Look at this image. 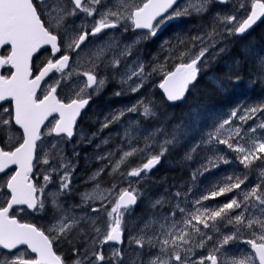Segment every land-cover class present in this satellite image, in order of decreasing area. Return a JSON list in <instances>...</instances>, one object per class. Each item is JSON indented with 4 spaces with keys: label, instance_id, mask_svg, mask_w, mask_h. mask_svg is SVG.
Here are the masks:
<instances>
[{
    "label": "snow or ice",
    "instance_id": "6c2138e0",
    "mask_svg": "<svg viewBox=\"0 0 264 264\" xmlns=\"http://www.w3.org/2000/svg\"><path fill=\"white\" fill-rule=\"evenodd\" d=\"M215 2L223 4L228 0ZM212 3L213 0H186L184 6L173 8L177 0H113L112 4H108L107 0H39L38 3L36 0H0V48L7 47V53L0 55V69L7 67L8 70V74H0V102H3L0 103V135H5L2 143L9 149L0 147V173L15 166V171L0 182V188L7 189V193L0 194L3 197L0 201V264H65L53 249L54 243L60 241L72 246L76 256L73 264H104L106 259L111 264H124L121 249H114L110 258L93 249L97 243H120L124 231L136 229V224L128 218L145 193L134 187L129 178H137L135 182L138 184L142 173L149 172L159 164L169 146L179 143L181 136L198 123L199 109L193 107L188 123L176 124L170 133L163 126L153 129L144 136L143 148L132 147V141L138 139L139 135L138 130L132 127L136 122H130L122 136L123 140H128L129 150L120 147L118 150L122 154L115 162L112 157L117 150L96 156L98 161L107 160L108 163L89 177L93 188L80 193L79 204L66 206L63 199L73 192L71 176L75 164L63 155L60 145L64 137L70 139L74 136L77 118L92 97L103 90L110 69L115 78L117 70L124 64L125 70L120 74L118 83L127 86L132 93L139 92L153 74L163 71L164 66L159 61L150 72L139 57L127 63L141 39L155 37L163 25L175 18L203 15ZM246 7V0H239V9ZM81 13L85 19L80 24L67 23L69 18L78 17ZM262 17L264 0H251L246 18H238L236 13H217L206 34L165 40L161 44V49L168 53L165 60L178 58L181 61L174 71L164 74L158 85L166 100L175 103L185 99L190 86H194L202 69L210 63L209 55L215 59L226 50H216L225 38L224 33L228 36L244 34ZM87 18H92L93 23L89 24ZM120 27L125 32L129 27L133 31H147L141 32L132 43L124 44L113 34L94 47L87 46L89 37L99 38L101 34H106L105 30ZM189 40L190 45L185 47ZM45 46H50L51 54L47 62L35 66L34 71V55ZM257 65L260 73L258 78H264V57L258 58ZM73 77L76 80L67 89L65 100L61 92L66 82ZM213 79L217 86L221 85L222 82ZM122 94L119 91L115 93L116 96ZM3 104L9 106L4 107ZM126 112H139L144 119L155 118L157 104L154 100L141 98L131 107L112 113L110 119L106 117L101 130L119 122ZM257 113H264V103L248 106L242 110V114L239 109H233L226 119L219 121L214 130L206 134V138L202 137L186 153L185 159L191 160L192 153L201 145L211 149L214 155L209 156L202 165L203 171H209L217 168L221 162L230 163L214 147L217 143L226 145L237 154L236 160L244 171L233 172L217 181L207 195L193 202L191 209L177 203L168 215H150L129 239L141 250L147 248L150 258L144 261L141 251L130 264H255L257 260L258 264H264V136L254 135L257 129H264V120L247 132L242 128ZM50 117L52 120H49ZM234 119H239L241 125L233 126ZM14 125L18 126L17 130H13ZM248 133L253 135L249 136ZM96 135L93 133L92 137H87L81 132L78 143H83L85 139L91 143ZM160 135L164 139L158 142ZM51 136L60 139L45 144L42 138ZM103 143L107 144L108 140L105 139ZM157 143L159 153L150 154L141 166L131 168L126 173L122 170L121 166L126 165L129 158L151 153ZM57 160L58 166L50 164V161ZM37 164L49 165L43 171V184L33 182L31 174ZM106 170L109 177L116 181L111 186H104L99 180ZM253 171H258L259 182L249 189L246 181ZM54 175L59 176V186L49 192L47 186L52 183ZM124 181L128 182V186L120 187ZM242 185L245 187L242 188ZM236 190H239L238 194H235ZM228 193L234 194L222 205L209 207L203 203ZM175 195L179 197L180 193ZM97 203V207L92 206ZM165 203L163 197L149 199L153 209L158 206L163 208ZM20 205L33 212H44L50 205L53 216L47 229L49 234L34 224L21 223L14 214V206ZM89 207L91 213L106 214V233L99 225V215L93 216L87 211L78 215L75 211ZM236 209L241 211L235 213ZM225 221L234 231L220 238L217 225ZM81 225H87V229ZM245 230L251 233L252 238L244 242L255 255H230L225 246L240 239ZM73 232L77 233L75 240L71 238ZM90 232L95 234L91 237V246L81 251L76 241L83 238L88 245ZM213 232L215 237L210 234ZM101 235L102 240L99 239ZM209 242L214 243L208 255H200L194 260L195 250L206 248ZM20 246L26 247L22 249ZM152 249L158 251L152 254Z\"/></svg>",
    "mask_w": 264,
    "mask_h": 264
},
{
    "label": "rangeland",
    "instance_id": "374dc122",
    "mask_svg": "<svg viewBox=\"0 0 264 264\" xmlns=\"http://www.w3.org/2000/svg\"><path fill=\"white\" fill-rule=\"evenodd\" d=\"M112 2H113V0H107V3L108 4H112ZM186 3V0H182L178 5H177V7H182V6H184V4ZM250 3H251V0H246V5H247V7H246V9H239V0H230V3H227L226 4V6H225V8H219V7H217V6H215L213 3L211 4V6L209 7V9H208V11L209 10H214V11H216L213 15H211L212 13H210V14H208V16H207V19H206V21L205 22H200V24H199V26H197V29H198V33L196 34V35H198V34H206L207 33V31H209L210 29H211V27H212V25H213V22H214V17L216 16V14L217 13H220L221 15H228V14H233V13H236L237 15H238V18H242V16H243V13H245V11L247 10V8H249L250 7ZM176 7V8H177ZM207 11V12H208ZM207 12H205V13H207ZM191 16H196V14H193V15H191ZM190 16V17H191ZM182 17H185V16H182ZM182 17H179V18H175V21H178L180 18H182ZM186 17H189V16H186ZM209 17H211V19L209 18ZM80 18H84L85 19V16H84V14L83 13H81L80 14ZM96 18H98V16L96 17ZM69 20H70V22H69V24H72V22L71 21H73V22H76V24L78 25L79 23V21H76V19H74V17H71V18H69ZM174 20V19H173ZM173 20H171V21H173ZM183 20V19H182ZM208 21H210V22H208ZM89 24H91V23H93V19H91V21L90 22H88ZM209 23H210V25H209ZM202 24V25H201ZM203 26H204V28H203ZM122 28V27H121ZM202 28H203V30H202ZM200 29V30H199ZM115 32H110L109 31V33L108 34H105V35H102V36H100L99 38H97V39H95L93 42H91V43H89L87 46L88 47H94L96 44H98V43H100L101 41H103V40H105V39H107L108 38V36H111V35H113ZM121 34V35H120ZM224 34H227V33H224ZM132 35H134L133 33H130V35H127L126 33H125V31H124V29L122 28L121 29V31L118 33V34H115V36L116 37H118V36H120V37H118L119 38V40L122 42V43H124V44H128V43H132L133 41H135V40H137V37H135V38H133V36ZM178 35H171V34H169L167 37H165V36H160L158 39H156V38H154V37H152V38H149V39H142V40H145V43L147 44V43H151L152 45H153V49L155 50V47L159 50L158 52H150L147 48V50L145 49H143V48H141L146 54H147V57H146V59L144 58V59H141L145 64H146V70L147 71H151V66H153V65H155L157 62H153L152 61V59H157V58H159V63H161V64H163V66H164V68H163V71H158L157 73H155V74H153V76H152V78L145 84V85H147V87L145 88L146 90H149V91H153V89L151 88L152 86H154V85H156L157 83H159V79L161 78V76L162 75H164V73L166 72V66L165 65H167L168 66V64H169V62H168V60L166 61L165 60V56H167L168 55V53H167V51H165V50H162L161 49V44L164 42V40H169V41H171V40H174L176 37H177ZM195 36V35H194ZM122 37V38H121ZM127 37V38H126ZM181 37H183L182 35H181ZM132 38V39H131ZM126 39H127V41H126ZM130 39V40H129ZM161 40V41H160ZM163 40V41H162ZM129 41V42H128ZM141 41V40H140ZM156 41V42H155ZM160 43V44H159ZM156 44V45H155ZM190 45V44H189ZM188 45V46H189ZM248 50H251V49H248ZM137 52V53H136ZM241 52H242V50H241ZM150 54V55H149ZM136 56V57H135ZM138 57V49L137 48H135V50H134V52H133V54L129 57V59H128V61H127V63H131V61L132 60H134V59H136ZM152 57H154V58H152ZM262 57H264V53L262 54ZM75 59V58H74ZM171 59H178V58H171ZM168 62V63H167ZM151 63V64H150ZM123 67H124V64H121V66L119 67V69L117 70V72H116V74L117 75H115V78H113V73H112V70L110 69L109 71H108V82L109 83H111V84H117L118 86H119V88H118V90L117 91H112V92H110L109 94H106L105 95V98L104 99H108L109 98V96L110 97H115L116 95L114 94V93H116V92H118L119 91V89H120V91L119 92H122V93H124V94H122L121 96H120V98H131V99H134L133 97H130V93H131V91H129L128 90V88H127V86H121L119 83H118V80H119V76H120V74L122 73V72H124V70H125V68L123 69ZM204 69H206V67H204L202 70H204ZM110 72V73H109ZM102 74V73H101ZM74 79H76L75 77H73L72 78V80H74ZM83 79V78H82ZM111 80V81H110ZM116 81V82H115ZM107 82V83H108ZM115 82V83H114ZM262 83L264 84V78H262ZM72 86H67V84L64 86V91H62L61 92V95L62 96H67L65 93L67 92V89H70ZM106 87V86H105ZM104 87V88H105ZM123 88V89H122ZM122 89V90H121ZM126 91H127V93H126ZM115 95V96H114ZM142 95V97L141 96H138L139 97V99H141V98H146V96H144V94H141ZM116 97H118L119 98V96H116ZM141 97V98H140ZM261 97H262V99H264V89L262 90V92H261ZM99 98H100V95H99ZM144 98V99H145ZM136 99V98H135ZM138 99V98H137ZM262 102H264V100L262 101ZM105 103H103V104H100V105H104ZM123 105H124V107H122L121 109H126V108H129V107H131L133 104H136V103H133V102H125V103H122ZM256 104H260L259 103V101L257 102V103H248L247 105H256ZM248 107V106H247ZM244 108H246V106H244L243 108H239V110L241 111V114H242V110L244 109ZM232 111V110H231ZM231 111H229L228 113H227V116L225 117V118H221L219 121H221L222 119H226L229 115H230V113H231ZM137 118H140V113L139 112H136V113H130V112H126L125 113V115L123 116V117H121V120L119 121V122H116V123H113V126H114V131L111 129V125L108 127V128H104L103 130H100V132H99V134L98 135H96L95 136V139H97V138H99L98 139V141H97V143H90V144H88V145H84L83 144V147H90L91 149H93V150H96V149H98L97 148V145H103L104 143H103V141L105 140V139H107V138H111V139H114L115 141H116V143H114L113 144V148L112 149H110V150H117L116 151V155L114 156V157H112V160H113V162H115V160H117V159H119V157H120V155L122 154L118 149L120 148V147H122L125 151H127V150H129V142H128V140H123L122 139V136H123V133H124V129L125 128H128L129 126H130V122H136V123H138L137 121H136V119ZM260 120H264V113H257V116L256 117H254L252 120H249V121H247V123H245V124H243L242 125V128L245 126V125H247L248 123H249V125H252L251 127H254L255 126V124H257V123H259L260 122ZM218 121V122H219ZM105 122V120H103L102 121V123H101V126H100V128L102 127V124ZM217 122V123H218ZM133 124L132 125V127L134 128V129H137L138 130V135H139V138L138 139H143L144 140V136H146L147 134H141V130H143V129H141L140 128V126H138L137 124ZM241 125V122L239 121V119H234V122H233V126H240ZM227 127V126H226ZM250 127V128H251ZM214 130V127L210 130V131H213ZM245 132H247V128H244L243 129ZM210 131H208V132H210ZM207 132V133H208ZM248 135L250 136V135H253L252 133H248ZM254 135H256V136H264V129H257V132L254 134ZM51 138V137H50ZM49 138V140H45L44 141V143L45 144H50V142H52L54 139H50ZM205 138H206V136H205ZM138 139H134L133 141H132V147H138L139 148V146L137 145V140ZM164 139V136L163 135H160L159 136V138H158V142L159 141H162ZM66 141V140H65ZM65 141L60 145V147L63 149V155L68 159V160H70V161H72V163L73 164H75V167L77 166L76 165V163H75V161L74 160H72V159H70V157L67 155V151H68V146H67V144L65 143ZM190 147V146H189ZM214 147H215V149L218 151V154H221V155H223L224 153L226 154V153H233V154H236L235 152H232L230 149H228V147L226 146V145H220V144H215L214 145ZM159 149H160V147H158ZM191 148V147H190ZM190 148H188V149H190ZM204 149V147L201 149V150H203ZM152 151V150H151ZM204 151V150H203ZM205 152H206V155H207V158L209 157V156H212V155H214V153H213V151L211 150V149H209L207 146H206V150H205ZM147 154H150V153H148V152H146ZM74 154V153H73ZM102 154H104V153H102ZM148 157H149V155H148ZM146 161H147V159H146ZM100 162V163H99ZM52 163H55V164H57V166H58V163H59V161L57 160V161H50V164H52ZM99 163V164H98ZM108 163V161L107 160H105V161H98L97 159H96V168L93 170V172H95L99 167H101L103 164H107ZM239 162L235 159V161H234V166H235V168H237L238 170H240V172H243L244 171V169H243V166L242 165H240V164H238ZM257 164H259V162H257ZM38 166H41V168L40 169H38V171H37V175H38V184H43L44 183V181H43V171L44 170H46L48 167H49V165H43V164H37V166L36 167H38ZM110 170V169H109ZM92 172V173H93ZM106 172V174L108 175V170H106L105 171ZM213 172H214V170H212V173L209 175V177H211L212 176V174H213ZM92 173L89 175V177L92 175ZM202 174H200V173H197L196 175V177L194 178V180H193V182H191L189 185V187H187V188H182L180 191H179V193H180V196L179 197H177L176 195H175V193H172V194H170L169 195V193H166L165 194V196H160V197H163L164 199H165V201H166V203H165V205L163 206V208H162V210H158V211H155L154 213L153 212H151L148 216H145L144 218H140V219H137L136 217H135V213L136 212H138V210L136 209V210H133V212H132V214H131V217L130 218H128V219H130L132 222H134L135 224H136V229H134V230H126V231H124V236H125V240H124V243L121 245V246H119V247H113V246H111V245H109V244H99V243H97L96 245H95V247H94V251H97V252H102V254L106 257V258H110L111 257V255H112V252H113V250L114 249H121L122 250V253H123V257H124V264H130V262L132 261V260H134L135 258H136V255H137V253L138 252H141V251H143V256H142V259L144 260V261H147L149 258H150V256H149V250L147 249V248H145V249H143V250H141L135 243H130L129 242V239H130V237L131 236H133V235H135L136 234V230L137 229H139V227H141L142 225H143V223H144V221L145 220H147L148 218H149V216L150 215H153V214H156V215H160L161 213L163 214V215H168L170 212H171V210H172V207L175 205V204H177V203H179L182 207H184V206H186V207H188L189 209H191L192 208V205H193V202L194 201H196V200H198V198H195L194 197V195H193V190H194V187L196 188V187H198L197 185H195L196 183H198V178L199 177H201V176H203L204 174L203 173H207L206 171L205 172H201ZM63 173L61 172L60 173V175H62ZM144 174H146V173H142V176L144 175ZM253 174H254V171H253ZM109 176V175H108ZM254 180L253 181H251V182H246V185H247V187L250 189L251 187H253L256 183H258L259 181H258V173L257 174H254ZM208 177V178H209ZM75 178H77L76 177V175H75V169H74V171H73V173H72V176H71V181H72V188H75L76 187V190L77 191H73L72 192V194L71 195H69V196H66V197H64L63 199H64V201L66 202V206L67 205H73V204H79L80 203V193H83V192H85V191H89V190H91L92 188H93V182H90L89 180H88V185H85V186H79V185H83V182L82 181H76L75 183H73V181L75 180ZM110 178H112V179H114L113 177H110ZM132 182H133V186L134 187H137L138 186V184L135 182L136 180H137V178H129ZM103 181H107V179L105 178ZM1 182V181H0ZM114 182H116L115 180H111V181H109L108 182V184L107 185H105L104 184V186H111V184L112 183H114ZM58 186H59V176L58 175H54L53 176V181H52V183H50V184H48V186H47V191H49V192H51V191H53V190H55L56 188H58ZM128 186V182L127 181H124V182H122L121 184H120V187H127ZM243 187H245L244 185H242V188ZM138 188V187H137ZM119 189H117V191H118ZM142 192H144V193H146V191H144L143 189H140ZM79 191H80V193H79ZM199 192H201L200 190H198L197 191V193H199ZM238 192H239V190H236V192H235V194H238ZM209 192H207V193H205V194H203V195H207ZM234 193H228V194H226L225 196H222V198L221 199H219L220 197H218V198H215V199H212V200H209V201H207V202H203L205 205H207V206H209V207H215V206H218V205H222L223 203H225V202H227L231 197H232V195H233ZM202 195V196H203ZM169 196V197H168ZM201 196V197H202ZM143 197V196H142ZM159 197V198H160ZM200 197V198H201ZM199 198V199H200ZM241 199H242V197H240ZM141 199V198H140ZM141 202L142 203H144V201L143 200H141ZM93 207H97L98 206V203L97 204H94V205H92ZM157 208H159V206L157 207ZM76 212H77V214L79 215V214H83V212H85V211H87V212H89V214L90 215H93V216H96V215H99V217H100V219H99V225L100 226H102L103 228H104V231H105V233H106V221H107V217H106V214H104V213H99V214H97V213H91V211H90V207L89 208H85V209H76L75 210ZM239 211H241L240 209H236L235 210V213H238ZM234 213V214H235ZM35 216L39 219V221H40V224L42 225V226H44V230L47 232V229L49 228V226H50V224H51V221H52V216H53V210H52V208H51V206L49 205L47 208H46V210L44 211V212H36L35 213ZM180 217H179V213H177V219H179ZM87 226V225H86ZM86 226H83L85 229H87V227ZM201 227H203L202 225H201ZM217 227L220 229V238H222V236H223V234H230L232 231H234V229L231 227V226H229V225H227V223H226V221L225 222H223V223H220V224H218L217 225ZM205 231H208V230H205ZM48 234V233H47ZM90 235H89V241H88V245H83V246H81V251H83V249L86 247V246H91V237L93 236V235H95L94 233H89ZM210 234H212L214 237L216 236V234L213 232V233H210ZM252 237L251 236V233L250 232H248V231H244L243 232V234L240 236V239H238V240H235V241H233V242H230V244L229 245H227V246H225V248L228 250V253L230 254V255H232V254H235V255H237V256H239V255H241L242 253H247V254H251V255H253L250 251H249V249L246 247V246H243V243H242V241H243V239H246L245 237ZM99 239L100 240H102L103 239V235H101L100 237H99ZM213 243L214 242H209L208 243V245H207V247L206 248H204V249H196L195 251H196V255L195 256H193V259L195 260V259H198L199 258V256L200 255H203V256H207L208 255V251H209V249H211L212 247H213ZM156 251H158L157 249H152L151 250V252H152V254H155L156 253ZM76 259V256H75V258H71V260L69 261V262H66V264H73V261ZM92 259L94 260V257H92ZM104 264H111V261L109 260V259H106V261L104 262ZM209 264H210V262H209ZM255 264H257L256 263V261H255Z\"/></svg>",
    "mask_w": 264,
    "mask_h": 264
},
{
    "label": "trees",
    "instance_id": "16d2710c",
    "mask_svg": "<svg viewBox=\"0 0 264 264\" xmlns=\"http://www.w3.org/2000/svg\"><path fill=\"white\" fill-rule=\"evenodd\" d=\"M200 17H199L200 20H198L197 25H199L198 24L199 22H203L204 20H206V18L204 19V17H203V19H202ZM263 31H264V19L248 35L251 37L253 36L252 38L255 42L253 46L255 47L256 45H258L259 46V49H258L259 52H261V50L264 49L263 48V46H264V42H263L264 41V32ZM225 35H227V34H224V36ZM248 36H245L242 38L230 36L231 39L230 38L224 39L219 43V46L217 47L216 50H218L219 47L225 48L226 50L224 51V53H221L222 56L219 55L220 57L217 56L215 59H211L212 57H211V55H209L208 58H209V60L210 59L211 60H210V63L208 64V66L206 67L207 69H205L201 72L200 75H202V77L196 82V84L193 87L190 88V90L188 91L187 96L183 102L171 106V105L164 103V101L161 100L158 96H155V97H157L158 101L160 100L159 102L157 101V103H156V104H158L157 105V113H158V111H161V110H162V112H168L169 111L166 118L164 116H162L163 121H162L160 116H159L160 119L158 117L145 119V120H144V117L141 118L142 122H144L148 126L154 125L156 128L161 127V126H163V127L165 126V129L168 130V132H171L173 127L176 124H179L181 122H183L185 124L188 123V121L190 119L189 113L192 111L193 107H197L200 111V118H199L198 123L192 125V127L181 136L182 139L180 138L181 140L179 141V143H177L176 145H170V147L168 148V151L162 157L164 160L158 166H156L154 169H152L149 172L150 175L146 178L145 182H142V183L140 182L141 185L140 184L138 185L139 188L145 189L146 192L147 191L151 192L153 190L151 192L152 195L150 194L151 196H147L145 198L150 199L154 195H162V194H163L162 196H165L164 194L168 193L166 190H170V188H173L174 186H179V183L181 184L183 181H188L191 178V175L194 174L195 172H196L195 174H197L198 172L200 173V171L202 169L201 166L203 165V163H202L203 158H204V152H203V150H201V146L199 148H197L196 152H194V154L192 155V158H194V160L193 159L192 160L185 159L186 153L190 152V150L193 147L192 144L200 142L201 138L204 137V135H205L204 132L210 126H212L213 124L216 123L219 116H224V114H226L230 110L234 109L235 107H241V106L244 107L245 105L247 106L248 103H257L259 100H262L261 92L264 89V87L262 86L261 78H258L260 76V73H259V69H258V65H257V60L254 57L255 54H253V59H251L249 57V55H252V54H248V52H246L245 50H243L242 52H239L242 50L239 46L250 45L247 42V40H251V39H249ZM185 37L190 38V32L189 31H187L185 33ZM186 46L187 45H185V47ZM181 50H183V49H181ZM246 54H247V56H246ZM223 55L226 59L223 58ZM225 55H228V56H225ZM219 58H220V62H218ZM169 61L172 62V61H174V59H170ZM216 62L221 63V64H219V66H215L218 64ZM169 64H168V66H171ZM225 64H227V65H225ZM165 66L168 67L167 65H165ZM209 66H210V68H209ZM211 68H214V71ZM206 70H209V71L212 70V71L207 72ZM237 73H239V74H237ZM243 73H244V75H243ZM211 74H213V75H211ZM225 75H226V77H225ZM207 77H209L211 79L208 80ZM237 77H239L238 81L236 80ZM213 78H215V80H217V81H221L222 82L221 85L217 86V84ZM161 101H163L162 102L163 104L161 103ZM93 105H94V103H93ZM164 108H167V109L163 110ZM171 109L173 111L176 110L175 113L174 112L171 113ZM170 113H171L172 117L171 116L169 117ZM183 117L185 120H183ZM154 119H156L157 123L154 121ZM167 119H168V121L166 122L165 120H167ZM158 121L160 123H158ZM171 126H172V129L170 128ZM152 130L153 129L148 130L146 134L151 133ZM1 138H2V136H1ZM137 142H138V140H137ZM141 142L142 141L140 139V143ZM144 143L145 142L143 141L142 142L143 146L142 145L140 146V144H139L138 145L139 148H143ZM158 147H159V143H157V145H156V148H158ZM188 148H190V149H188ZM152 149H155V146ZM153 154H157V153H153ZM138 156L141 157V159H142L141 155L138 154ZM172 156H173V159H172ZM164 157H166V158H164ZM132 158L133 157H131L130 160H132ZM195 158L197 159V161ZM141 159H136V160L131 161L130 168L136 167L139 164ZM165 159L169 160L170 162L172 161L174 164L172 162H171L172 165H168L167 163L165 164V161H166ZM193 162H195L196 164H194ZM195 165H196V167H195ZM183 168L185 171L182 170ZM194 169H195V172H194ZM163 176H165L166 178ZM196 176L197 175H195V177ZM157 178H159V179H157ZM176 181H177V183H176ZM162 183H163V185H162ZM201 183H202V180H201ZM155 184L157 185L156 187H155ZM161 187H163L162 189H164V190H162ZM149 189H151V191ZM159 191L160 192L163 191L162 194L159 193ZM149 192H147L148 195H149ZM172 193L173 192H170V194H172ZM193 195L195 198L198 197L196 191H193ZM141 210H142V207H141ZM139 214H141V213L136 212V216L138 218H141L140 217L141 215L139 216ZM76 235H77V233L73 232L71 238L75 240ZM76 243H77V246L79 249H81V246L85 245L83 238H80L79 240H77ZM58 251L61 252L66 259H69L72 257V253H73L72 246L69 245L65 241H60Z\"/></svg>",
    "mask_w": 264,
    "mask_h": 264
},
{
    "label": "bare ground",
    "instance_id": "6f19581e",
    "mask_svg": "<svg viewBox=\"0 0 264 264\" xmlns=\"http://www.w3.org/2000/svg\"><path fill=\"white\" fill-rule=\"evenodd\" d=\"M216 11H214V10H209L207 13H204L203 15H196V16H189V17H182V18H180L179 19V22H178V24L176 25V26H174V27H171L170 29H168L167 30V32L164 34V35H162V36H165V37H167L169 34H171V35H178V36H183V37H185V33L187 32V31H189L190 32V37L191 36H194V35H196L197 33H198V29H196L197 28V26H199V25H197V22H198V20H200L199 19V17L200 18H202L203 19V17H204V19L206 18L207 19V16H208V14H210V13H212L211 15H213L214 13H215ZM210 19H211V17H209ZM183 19V20H182ZM202 21V20H201ZM206 20H204L203 22H205ZM208 22H210V21H208ZM198 24H200V22L198 23ZM202 25V24H201ZM209 25H210V23H209ZM123 28V27H122ZM203 28H204V26H203ZM203 28H202V30H203ZM200 30V29H199ZM131 31V30H130ZM132 32V31H131ZM259 32V31H258ZM264 32V31H263ZM128 34V33H127ZM121 35V34H120ZM118 37H120V36H118ZM253 37V36H252ZM122 38V37H121ZM127 38V37H126ZM158 39V38H157ZM229 39V38H228ZM231 39V38H230ZM106 40V39H105ZM130 40V39H129ZM142 40V39H141ZM126 41H127V39H126ZM161 41V40H160ZM163 41V40H162ZM165 41V40H164ZM230 41V40H229ZM235 41V40H234ZM248 41V40H247ZM129 42V41H128ZM156 42V41H155ZM264 42V41H263ZM145 43V42H144ZM246 43V42H245ZM146 44V43H145ZM160 44V43H159ZM190 44V41H189V43L188 44H186L187 46ZM139 45L140 44H137L136 46H138L139 47ZM156 45V44H155ZM228 45V44H227ZM143 46V45H142ZM186 46V47H187ZM144 47V46H143ZM142 47V48H143ZM225 47V46H224ZM140 48V47H139ZM148 49L150 52H157V51H159L156 47H155V50L153 49V45L151 44V43H147V47H145V48H143L144 50L145 49ZM220 48V47H219ZM229 48V47H228ZM263 48H264V46H263ZM146 49V50H147ZM258 49H259V46L257 45V46H255V47H253V49H252V53L251 52H248V51H246V52H248V54H255L254 55V57L256 58V60L258 61V58L259 57H262V54H263V52H259L258 51ZM228 50V49H227ZM241 50V49H240ZM261 50V49H260ZM263 50V49H262ZM261 50V51H262ZM243 51V50H242ZM239 52H241V51H239ZM245 52V53H246ZM137 53V52H136ZM224 53V52H223ZM244 53V52H243ZM228 54V53H227ZM230 54V53H229ZM150 55V54H149ZM244 55V54H243ZM242 55V56H243ZM220 56H222V54H220ZM219 56V57H220ZM225 56H228V55H225ZM231 56V55H230ZM241 56V57H242ZM246 56H247V54H246ZM136 57V56H135ZM245 57V56H244ZM243 57V58H244ZM152 58H154V57H152ZM223 58H225L224 57V55H223ZM171 58H169V59H167L168 60V62L171 64L172 62H170L169 60H170ZM212 59V58H211ZM210 59V60H211ZM226 59V58H225ZM236 59V58H235ZM246 59V58H245ZM159 60V58H155V59H152V61L153 62H157ZM166 60V61H167ZM223 60V59H222ZM234 60V59H233ZM225 61V60H224ZM223 61V62H224ZM218 62H220V58L218 59ZM218 62H216V63H218ZM215 63V64H216ZM227 63V62H226ZM151 64V63H150ZM169 64V65H170ZM219 64H221V63H218L217 65H215V66H219ZM214 65V64H213ZM225 65H227V64H225ZM214 66V67H215ZM224 66V65H223ZM152 67V66H151ZM241 67V66H240ZM209 68H210V66H209ZM123 69H124V67H123ZM207 69V68H206ZM211 69H213V71H214V68H211ZM224 69V68H223ZM228 69V68H227ZM234 69V68H233ZM205 70V69H204ZM219 70V69H218ZM246 70V69H245ZM203 71V70H202ZM201 71V72H202ZM207 72L209 71V70H206ZM210 71H212V70H210ZM209 71V72H210ZM237 71V70H236ZM201 72H200V74H201ZM223 72V71H222ZM228 72V71H227ZM246 72V71H245ZM110 73V72H109ZM215 73V72H214ZM242 73V72H241ZM104 73H102V75H103ZM108 74V73H107ZM200 74H199V76H200ZM209 74V73H208ZM207 74V75H208ZM225 74V73H224ZM237 74H239V73H237ZM109 75V74H108ZM117 75V74H116ZM211 75H213V74H211ZM231 75V74H230ZM243 75H244V73H243ZM113 76V75H112ZM198 76V77H199ZM225 77H226V75H225ZM221 78V77H220ZM207 79L209 80V79H211V78H209V77H207ZM222 79V78H221ZM261 80H262V78H261ZM111 81V80H110ZM116 82V81H115ZM114 82V83H115ZM221 82V81H220ZM109 84H111V83H107V85H105L106 87H108L109 86ZM160 84V81H159V83H157L156 85H154V86H152L151 88L153 89V91H149V90H146L145 88L147 87V85H144V87H142L141 88V90H140V92H136V93H130L131 95H130V97H133L134 99H129L128 97L127 98H120V96H119V98L118 97H116L115 95V97H113L112 96V99L110 100V96H109V98L107 99V101L109 102V104L108 105H106V107L105 106H102V107H105V108H107L108 110H106V111H108V112H112L113 110H114V112H118L123 106V104L122 103H125V102H133V103H136L138 100H140L139 99V97L138 96H141L142 97V95L141 94H144V96H146V100H148V99H151V100H154V101H156V103H157V97H155V96H158L161 100H163L164 101V103H166V101H165V99H164V97L161 95V93H160V91H159V89H158V85ZM224 84V83H223ZM113 85V84H112ZM205 85V84H204ZM262 86L264 87V84L262 83ZM105 87V88H106ZM123 87V86H122ZM209 87V86H208ZM105 88H103V90H105ZM109 88H111V87H109ZM113 88V87H112ZM111 88V89H112ZM207 88V87H206ZM210 88V87H209ZM123 89V88H122ZM121 89V90H122ZM212 89V88H211ZM107 90V89H106ZM113 91H114V88H113ZM119 91H120V89H119ZM246 92V91H245ZM126 93H127V91H126ZM215 93V92H214ZM107 93H105L104 95H106ZM115 94V93H114ZM124 94V93H123ZM210 94V93H209ZM99 95H100V99H101V101H100V99L98 100V101H100V103L99 102H97V97H99ZM104 95H102V94H98L97 96L96 95H94V97H93V103H94V106L92 107V109L91 110H94V109H97L98 110V107H99V105L100 104H103L102 103V101L104 100L103 99V97H104ZM248 96V95H247ZM122 97V96H121ZM140 97V98H141ZM208 97V96H207ZM136 98V99H135ZM138 98V99H137ZM204 99V98H203ZM200 100V99H199ZM264 99H262V100H259V103H264V102H262ZM160 101V100H159ZM158 101V102H159ZM163 101H161V103L163 102ZM163 104V103H162ZM158 105V104H157ZM160 105V104H159ZM118 106H120L118 109H117V107ZM161 106V105H160ZM159 106V107H160ZM165 106V105H164ZM246 106V105H245ZM247 106H251V105H247ZM246 106V107H247ZM167 107V106H166ZM239 108H243V106H241V107H235L234 109H239ZM112 109V111H110ZM162 109V108H161ZM165 109H167V108H164L163 110H165ZM99 110H100V108H99ZM159 110V109H158ZM101 111V110H100ZM176 111V110H175ZM175 111H173L172 109H171V113H175ZM178 111V110H177ZM98 112V111H97ZM169 112V111H168ZM168 112H162V110L161 111H158V113H157V116L156 117H158L159 119H160V117H161V119H162V116H164L165 118L167 117V114H168ZM98 113H100V112H98ZM171 113H170V115H169V117L171 116ZM105 114H106V112H105ZM261 114V113H260ZM94 114H93V112L92 111H90L82 120H81V122L77 125V129H76V138H75V143L74 144H72V145H67L68 146V151H67V155L70 157V159H72V160H74L75 161V163H76V172H75V175H76V177H77V181L79 180V181H82L83 182V185H88V180H89V175L93 172V170L96 168V166L100 163H98L97 165H96V156L99 154V155H102V153H105V152H108V151H110V149H112L113 148V144L114 143H116V141L114 140V139H111V138H107V140H108V143L107 144H103V145H101L98 149H96V150H89V149H87V148H83V144L84 145H88V144H90V143H88L87 142V139H85L84 140V142L83 143H78V141H80L81 140V132H83L84 134H86V136L87 137H92V134L93 133H97V135L99 134V132H100V130H101V128H100V126H101V123H102V121L103 120H105V118H106V115H96V116H93ZM109 115V114H108ZM107 115V116H108ZM166 115V116H165ZM180 115V114H179ZM160 116V117H159ZM178 116V115H177ZM143 116H141L140 115V118H137L136 119V121L138 122V123H136L138 126H141V129H143V130H141V134L143 135V134H146L147 133V131L148 130H151V129H154V128H156L154 125H150V126H148V125H146L144 122H142V120H141V118H142ZM172 117V116H171ZM175 117V116H174ZM173 117V118H174ZM182 117V116H181ZM223 116H219L218 117V119H217V121H216V123L215 124H213L212 126H210L209 128H212V127H214L216 124H217V122L222 118ZM108 118V117H107ZM178 118V117H177ZM158 119V120H159ZM121 120V119H120ZM145 120V119H144ZM174 120V119H173ZM183 120H185L184 119V117H183ZM154 121L156 122V119H154ZM162 121H163V119H162ZM161 121V122H162ZM166 122L168 121V119L167 120H165ZM176 121V120H175ZM174 121V122H175ZM154 122V123H155ZM153 123V122H152ZM157 123V122H156ZM158 123H160L159 121H158ZM162 124V123H161ZM170 124V123H169ZM158 125V124H157ZM169 126V125H168ZM252 125H249V123L247 124V125H245L244 127H243V129L244 128H247V129H249L250 127H251ZM114 126H113V124L111 125V129L114 131ZM149 128V129H148ZM164 128H165V126H164ZM167 128V127H166ZM171 129H172V126L170 127ZM169 128V129H170ZM170 129V130H171ZM153 131V130H152ZM168 131V130H167ZM170 133V132H169ZM149 134V133H148ZM147 134V135H148ZM182 139V138H181ZM180 139V140H181ZM95 137L92 139V142L91 143H95ZM158 140V139H157ZM141 141L143 142L144 140L143 139H141ZM142 142L140 143V139H138V142H136L137 143V145H139L140 144V146L142 145L143 146V144H142ZM195 143H193L192 145H194ZM176 145V144H175ZM170 147V146H169ZM174 147V146H173ZM155 148H156V146H155ZM175 148V147H174ZM173 148V149H174ZM171 149V148H170ZM176 150V149H175ZM204 151V158H203V165L206 163V160H207V155H206V152H205V150H206V148H204L203 149ZM170 151V150H169ZM76 153L75 155L73 154V153ZM177 152V151H176ZM180 153V152H179ZM200 153V152H199ZM202 154V153H201ZM148 155L149 154H147V153H144L143 154V156H142V159H141V157H139L138 155H136V156H134L133 158H132V160H130V158H129V164H127V165H125V167H124V169H123V171L126 173L128 170H130L131 168H130V164H131V161H133V160H136V159H141L140 160V162H139V164L136 166V167H139V166H141V164L142 163H144V162H146V159L148 158ZM182 155V154H181ZM193 155V154H192ZM198 155V154H197ZM224 156H226L228 159H229V161H230V163H228V164H224V163H220L219 164V166L217 167V168H212L211 170H214V172H213V174H212V176L211 177H209V178H205V179H203L202 180V183H201V181H198V183H196L195 185H197L198 187H194V190L193 191H196V193H197V191L198 190H200L201 192H199V193H197V198L199 199L203 194H205V193H207V192H209V190L211 189V186L213 185V184H215L217 181H219V180H221L223 177H225V176H227V175H229V174H231V173H233V172H240V170H238L237 168H235V166H234V161H235V159H236V155L237 154H233V153H224L223 154ZM88 157H92V160H90V159H88ZM168 157V156H167ZM196 157V156H195ZM198 157V156H197ZM164 158H166V157H164ZM169 159V158H168ZM172 159H173V156H172ZM193 160H194V158H192ZM191 159V160H192ZM196 159V158H195ZM202 159V158H201ZM166 160V159H165ZM138 161V160H137ZM196 161H197V159H196ZM172 162V161H171ZM171 162L169 161V160H166L165 161V164L167 163L168 165H172L171 164ZM173 163V162H172ZM189 163V162H188ZM194 164H196L195 162H193ZM174 164V163H173ZM187 165V164H186ZM195 167H196V165H195ZM194 167V168H195ZM202 167V166H201ZM198 168V167H197ZM196 169V168H195ZM195 169H194V172H195ZM199 169V168H198ZM183 171H185L184 170V168L182 169ZM200 170V169H199ZM211 170H209V171H211ZM181 171V170H180ZM198 171V170H197ZM188 172V171H187ZM201 172H205V171H203V168L201 169V171H200V174H201ZM207 172V171H206ZM196 173V172H195ZM199 173V172H198ZM258 173V171H254V174H257ZM173 174V173H172ZM254 174H253V172H252V174L250 175V177H249V180L248 181H246V182H251V181H253L254 180ZM150 175V173H146V174H144L143 176H142V179L140 180V182L142 183V182H145V180H146V178L148 177ZM169 176V175H168ZM171 176V175H170ZM161 177V176H160ZM163 177H165V176H163ZM166 178V177H165ZM157 179H159V178H157ZM194 179V174H192L191 175V178L188 180V181H183L181 184L179 183V186H174L173 188H170V190H166L168 193H169V195H170V192H173V193H177V192H179L182 188H187V187H189L190 185V183H191V181ZM171 180V179H170ZM140 182H139V184H140ZM156 183V182H155ZM164 183V182H163ZM163 183H162V185H163ZM170 183V182H169ZM176 183H177V181H176ZM138 184V185H139ZM175 184V183H174ZM141 185V184H140ZM161 185V186H162ZM157 185L155 184V187H156ZM159 186V185H158ZM169 186V185H168ZM171 186V185H170ZM138 188H139V186H138ZM148 188V187H147ZM154 188V187H153ZM163 187H161V189H162ZM139 189H141V188H139ZM143 189V188H142ZM144 191H146L145 189H143ZM150 191H151V189H149ZM158 190V189H157ZM162 190H164V189H162ZM153 191V190H152ZM151 191V192H152ZM155 191V190H154ZM147 192H149V191H147ZM145 193V195L143 196V197H141V199H139L138 200V203H137V205L135 206V208H134V210H138V212H140L141 214H139V216L141 217V218H144L145 216H148L151 212H155V211H158V210H162V208L161 207H159V208H156V209H153V208H151L150 207V205H149V199H147V198H145V197H147V196H151L152 195V193L151 192H149V195H148V193ZM162 192L163 191H159V193H161L162 194ZM157 193V192H156ZM165 193V192H164ZM151 194V195H150ZM163 195V194H162ZM162 195H154L153 197H151V199L152 200H155V199H158L160 196H162ZM165 195V194H164ZM169 197V196H168ZM141 200H143L144 201V203H142L141 202ZM209 201V200H208ZM205 202H207V201H205ZM165 205V204H164ZM141 207H142V210H141ZM135 217L137 218V219H140V218H138L137 216H136V213H135Z\"/></svg>",
    "mask_w": 264,
    "mask_h": 264
},
{
    "label": "flooded vegetation",
    "instance_id": "af4514ba",
    "mask_svg": "<svg viewBox=\"0 0 264 264\" xmlns=\"http://www.w3.org/2000/svg\"><path fill=\"white\" fill-rule=\"evenodd\" d=\"M120 28H121V27H120ZM121 29H122V28H121ZM89 30H90V29H89ZM125 33H126V34L128 33L127 35H130V33H133V32H131L130 29H128V31H126ZM89 38H90V39H95L94 37H89ZM90 39H89V40H90ZM89 40H88V41H89ZM144 42H145V40H141V41H140V43H139V44H140V45H139L140 48H142L143 46H144L143 48L147 47V44H145ZM142 45H143V46H142ZM106 85H107V84H106ZM109 87H111V88L113 87V88H114V91H117L118 88H119V86H118L117 84H113V85H112V84H109V86L106 87L105 90H102V91L100 92V94L104 95L105 93L109 94L110 92H112V91H113V88L111 89V88H109ZM106 89H107V90H106ZM114 91H113V92H114ZM139 92H140V91H139ZM140 93H141V92H140ZM96 96H97V95H96ZM104 98H105V95H104L103 99H104ZM99 99H100V98L97 97L96 100H97V102L100 103L101 99H100V101H98ZM111 99H112V97H110V100H111ZM106 102L109 104V102L107 101V99H104V100L102 101V103H105V104L102 105V106H105V107H106V105H108ZM102 106L99 105L98 110H97V109L91 110V111L93 112V114H94L93 116H96V115H100V114H101V115H106V117H108V118L110 119V118H111V114L114 113V110L112 111V109H111L110 111H112V112H108V111H106V110H108V109L105 108V107H102ZM122 106H123V105H122ZM119 107H120V106H118L117 109H118ZM99 108H100L101 111L99 110ZM97 111L100 112V113H98ZM105 112H106V114H105ZM108 114H109V115H108ZM107 115H108V116H107ZM75 135H76V134H75ZM75 135H74V136H75ZM75 138H76V137H75ZM42 139H43V138H42ZM59 139H60V138H57V140H59ZM64 140H65V138H64ZM65 143L68 144V142H66V141H65ZM74 143H75V139H74V141L71 143V145L74 144ZM90 158H91V159H90ZM88 159L92 160V157H88ZM34 176H35V175H34ZM32 178H33V175H32Z\"/></svg>",
    "mask_w": 264,
    "mask_h": 264
},
{
    "label": "water",
    "instance_id": "95a60500",
    "mask_svg": "<svg viewBox=\"0 0 264 264\" xmlns=\"http://www.w3.org/2000/svg\"><path fill=\"white\" fill-rule=\"evenodd\" d=\"M177 1H178V0H177ZM262 18H263V17H262ZM262 18H261V19H262ZM261 19H260V20H261ZM260 20H258V21L256 22V24H257ZM256 24H254V25H256ZM254 25H253V26H254ZM253 26H252V27H253ZM252 27H251V28H252ZM251 28H250V29H251ZM248 30H249V29H248ZM248 30H247V31H248ZM247 31H246V32H247ZM244 34H245V33H244ZM241 35H243V34H241ZM47 47L50 48V46H45L44 48H47ZM44 48H43V49H44ZM41 50H42V49H41ZM34 56H35V55H34ZM174 70H175V68H174L172 71H174ZM158 89H159V91L163 94V96H164V98H165V100H166V97H165V95H164L163 90L160 89L159 87H158ZM166 101H167V100H166ZM167 102H168V101H167ZM177 102H180V101H177ZM0 103H3V102H0ZM168 103H172V102H168ZM175 103H176V102H175ZM54 115H56V114H54ZM77 119H78V118H77ZM17 127H18V126H17ZM10 167H15V166H10ZM109 242H114V241H109ZM115 243H117V242H115Z\"/></svg>",
    "mask_w": 264,
    "mask_h": 264
}]
</instances>
